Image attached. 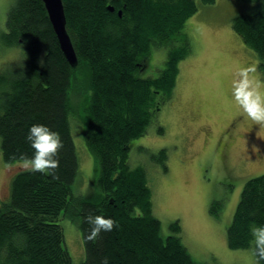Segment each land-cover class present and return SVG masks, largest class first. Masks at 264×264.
Returning <instances> with one entry per match:
<instances>
[{"label": "trees", "instance_id": "16d2710c", "mask_svg": "<svg viewBox=\"0 0 264 264\" xmlns=\"http://www.w3.org/2000/svg\"><path fill=\"white\" fill-rule=\"evenodd\" d=\"M62 1L77 56L74 67L59 47L41 0H15L6 14L3 42L22 45L25 59L0 72L2 158L11 163L32 155L26 133L35 122L57 130L63 144L54 170L24 168L12 176L9 200L0 205V264H73L59 223L62 213L78 225L82 264H102L104 257L108 264H199L181 241L178 220L169 224L168 234L160 233L146 171L128 164V151L172 96L178 61L190 51L183 30L186 19L199 3L215 0ZM240 1H261L257 10L236 14L232 27L258 55L264 79V0ZM157 47L165 49L163 67L156 76L141 75ZM79 74L87 77L90 90L82 132L98 163L96 199L72 194L78 160L68 97ZM154 156L167 167L165 148ZM222 202L210 203L211 214L218 216ZM89 213L112 217V230L88 240ZM261 223L264 172L245 181L226 227L227 246L250 247V228Z\"/></svg>", "mask_w": 264, "mask_h": 264}, {"label": "rangeland", "instance_id": "374dc122", "mask_svg": "<svg viewBox=\"0 0 264 264\" xmlns=\"http://www.w3.org/2000/svg\"><path fill=\"white\" fill-rule=\"evenodd\" d=\"M15 0H0V72L10 64L24 62L22 45L6 46V14ZM261 1L215 0L198 4L186 19L184 34L189 53L178 61L171 98L143 134L131 141L128 164L140 165L151 189L153 214L160 233L178 220L181 241L199 264H257L252 246L230 249L226 227L245 181L264 172V125L253 121L232 99L230 81L238 66L253 65L251 73L264 91L259 57L232 27V18L257 10ZM165 49H151L143 76H156L164 65ZM87 77L78 75L68 101L69 123L76 147L78 171L73 195L96 199L98 163L83 138L84 107L89 88ZM166 150V168L154 154ZM26 160L7 163L0 147V205L9 200L12 176L27 168ZM214 199H222L218 216L209 211ZM64 245L73 264H82L84 248L77 223L60 214Z\"/></svg>", "mask_w": 264, "mask_h": 264}, {"label": "clouds", "instance_id": "9594fccd", "mask_svg": "<svg viewBox=\"0 0 264 264\" xmlns=\"http://www.w3.org/2000/svg\"><path fill=\"white\" fill-rule=\"evenodd\" d=\"M255 72L253 65L238 66L232 74L230 91L232 99L258 124L264 125V91L251 73ZM26 139L33 149L32 155L26 158L25 166L32 171L50 172L59 166L58 153L63 141L61 134L44 123H32L28 127ZM90 225L86 233L88 240H95L101 231H111L115 220L103 213L86 215ZM252 252L257 257V264L264 260V223L253 224L250 228ZM102 264H108L104 257Z\"/></svg>", "mask_w": 264, "mask_h": 264}, {"label": "water", "instance_id": "95a60500", "mask_svg": "<svg viewBox=\"0 0 264 264\" xmlns=\"http://www.w3.org/2000/svg\"><path fill=\"white\" fill-rule=\"evenodd\" d=\"M46 10L48 19L52 25L56 35L59 47L71 66H76L77 56L66 29V16L62 0H41ZM109 10H113L112 6H108ZM120 14V11L118 12Z\"/></svg>", "mask_w": 264, "mask_h": 264}]
</instances>
